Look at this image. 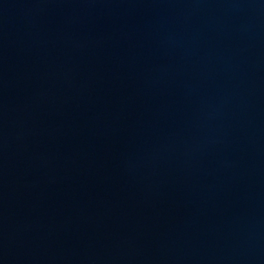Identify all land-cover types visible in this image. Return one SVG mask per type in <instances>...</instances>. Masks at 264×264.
Returning a JSON list of instances; mask_svg holds the SVG:
<instances>
[{
	"label": "water",
	"instance_id": "95a60500",
	"mask_svg": "<svg viewBox=\"0 0 264 264\" xmlns=\"http://www.w3.org/2000/svg\"><path fill=\"white\" fill-rule=\"evenodd\" d=\"M0 264H264V0H0Z\"/></svg>",
	"mask_w": 264,
	"mask_h": 264
}]
</instances>
